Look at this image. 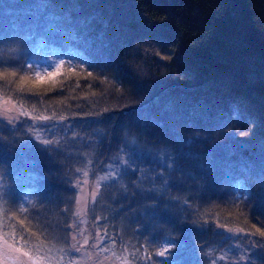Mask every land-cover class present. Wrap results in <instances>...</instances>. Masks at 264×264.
I'll return each mask as SVG.
<instances>
[{"label": "trees", "instance_id": "1", "mask_svg": "<svg viewBox=\"0 0 264 264\" xmlns=\"http://www.w3.org/2000/svg\"><path fill=\"white\" fill-rule=\"evenodd\" d=\"M0 96L45 121L0 119L10 243L75 260L90 175L101 256L264 264V0H0Z\"/></svg>", "mask_w": 264, "mask_h": 264}, {"label": "rangeland", "instance_id": "2", "mask_svg": "<svg viewBox=\"0 0 264 264\" xmlns=\"http://www.w3.org/2000/svg\"><path fill=\"white\" fill-rule=\"evenodd\" d=\"M61 61L58 56L44 54L41 57L40 55L37 56L32 66L36 68V73L44 75L50 68L58 67ZM0 119L14 126L29 120L35 125V129L36 125L45 122L39 115H34L33 112L1 96ZM35 132V139L45 137L42 131L37 130ZM104 178L108 179V177ZM100 181L99 178L97 180V178L94 179V177L86 175L77 182L78 198L74 221L73 249L77 251L78 257L75 260L74 258L72 260L71 258H56L53 254L45 256L44 253H30L14 243H10L0 234V264H119L115 259L101 256L98 250L99 237L92 236V227L87 220V211L99 190ZM245 262L246 258L242 256L239 260L237 258L234 264H244Z\"/></svg>", "mask_w": 264, "mask_h": 264}, {"label": "snow or ice", "instance_id": "3", "mask_svg": "<svg viewBox=\"0 0 264 264\" xmlns=\"http://www.w3.org/2000/svg\"><path fill=\"white\" fill-rule=\"evenodd\" d=\"M59 71H60V69H57L55 73H53V72H49V73H48V77H53V76L57 75V74L59 73ZM90 74H91V73H89V75H90ZM37 77L40 78V74H39V73H37ZM261 235H264V232H262ZM169 251H171L170 248H165L164 250L160 251V252L158 253V255L161 256V257H164V256L166 255V253L169 252Z\"/></svg>", "mask_w": 264, "mask_h": 264}]
</instances>
